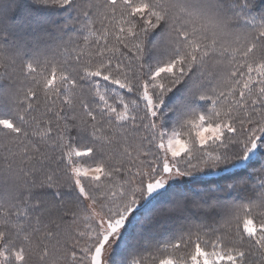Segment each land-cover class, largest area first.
Wrapping results in <instances>:
<instances>
[{"label": "snow or ice", "instance_id": "snow-or-ice-1", "mask_svg": "<svg viewBox=\"0 0 264 264\" xmlns=\"http://www.w3.org/2000/svg\"><path fill=\"white\" fill-rule=\"evenodd\" d=\"M45 2L74 4L88 36L67 42L55 60L0 51V103L11 112L0 117V264H109L141 199L176 177L246 159L264 140V20L241 30L188 0ZM162 22L172 55L147 69L144 35ZM194 64L213 86L200 96L207 114L185 122L184 140L162 131L157 109ZM190 207L208 211L198 201ZM128 264H264V169L245 201L224 207L213 225H190Z\"/></svg>", "mask_w": 264, "mask_h": 264}, {"label": "trees", "instance_id": "trees-1", "mask_svg": "<svg viewBox=\"0 0 264 264\" xmlns=\"http://www.w3.org/2000/svg\"><path fill=\"white\" fill-rule=\"evenodd\" d=\"M188 2L193 7L233 17L232 26L241 30L250 27L249 21L264 20V0H252L253 7L243 10L232 7L229 0ZM82 23L83 17L74 4L59 6L45 0H0V51L23 62L55 60L67 42L72 41L71 47L83 45L88 32L81 27ZM99 27L97 23L95 28ZM168 33L169 26L165 22L145 32L141 58L145 68L162 66L171 58L173 49L168 42ZM92 39L94 37L89 36V40ZM6 85V80H0V90ZM212 86L213 81L201 65L194 64L164 93L157 114L159 125L182 129L189 118L207 114L208 101L200 96L207 95ZM124 95L127 100L137 99L131 94ZM10 115L9 107L0 103V117ZM261 169H264V140L258 144L256 157L244 166L166 187L129 225L123 244L116 252L117 258L122 260L127 255L139 253L146 255L151 248L176 240L193 224L210 227L218 221L224 207L245 201L247 190L257 186ZM74 195L69 190H61L62 198L71 199ZM194 201L208 207V211H194L190 207ZM181 203L182 211H170Z\"/></svg>", "mask_w": 264, "mask_h": 264}, {"label": "rangeland", "instance_id": "rangeland-1", "mask_svg": "<svg viewBox=\"0 0 264 264\" xmlns=\"http://www.w3.org/2000/svg\"><path fill=\"white\" fill-rule=\"evenodd\" d=\"M153 69L156 67V65H152ZM129 100V99H128ZM180 100L179 98L177 99V101ZM161 103L162 101L160 102V107L157 109V114H158V110L161 109ZM141 106H143V102H141ZM195 117H192V118H189V119H193ZM188 119V120H189ZM157 121L160 122L158 120V115H157ZM161 127V126H160ZM187 125L185 124V126L182 128V129H178V128H174V127H170V126H167L166 128H162V131H164L165 133H167L168 135H171L173 133H181V137L184 139V140H189L190 137L187 135ZM193 138H194V133H193ZM210 143V142H209ZM257 150H258V146L255 150L251 151L248 155V157L246 159H240V160H237V161H234L227 165H222V166H218L217 168L215 169H211V168H208V169H204L202 171H197V172H194L192 173L191 175H188V176H183V177H176L174 178L172 181H170L169 184H167L165 187L161 188V189H158V190H155L151 195L147 196L146 198L144 199H141L139 201V204L138 206L136 207V210L134 211V213L129 217V219L126 221L124 227L120 230L119 234L117 235V237L115 238L114 242L112 243L111 245V251L110 253L108 254V262L109 264H128L126 263V261H128L130 258H131V255H127L125 256L122 260H119L117 258V255H116V252L119 250V248L122 246L123 244V241H124V234L125 232H127V229L129 227V225L139 216V213L141 211H143L151 202H153L155 196L157 194H159L162 190H164L166 187L168 186H171L173 184H180V183H184V182H188V181H191L193 180L194 178H197L199 176H211V175H216V174H219L221 172H225V171H230V170H234L236 168H239L241 166H244L246 165L250 160L254 159L256 157V153H257ZM183 155V153H182ZM84 159V162L85 163H91L90 160H88L87 158H83ZM150 236H154V233H150Z\"/></svg>", "mask_w": 264, "mask_h": 264}]
</instances>
